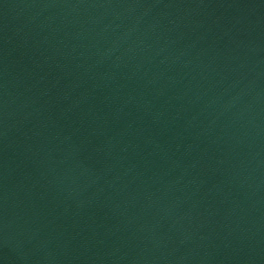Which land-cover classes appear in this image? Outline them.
Segmentation results:
<instances>
[{"label":"water","instance_id":"1","mask_svg":"<svg viewBox=\"0 0 264 264\" xmlns=\"http://www.w3.org/2000/svg\"><path fill=\"white\" fill-rule=\"evenodd\" d=\"M0 264H264V0H0Z\"/></svg>","mask_w":264,"mask_h":264}]
</instances>
